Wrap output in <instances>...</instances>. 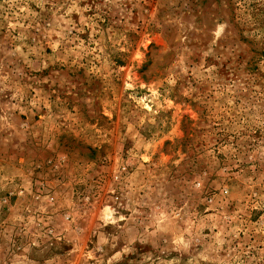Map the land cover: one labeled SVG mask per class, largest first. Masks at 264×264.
Wrapping results in <instances>:
<instances>
[{"label": "rangeland", "instance_id": "1", "mask_svg": "<svg viewBox=\"0 0 264 264\" xmlns=\"http://www.w3.org/2000/svg\"><path fill=\"white\" fill-rule=\"evenodd\" d=\"M0 264H264V0H0Z\"/></svg>", "mask_w": 264, "mask_h": 264}]
</instances>
